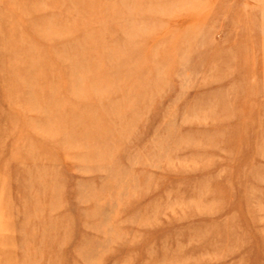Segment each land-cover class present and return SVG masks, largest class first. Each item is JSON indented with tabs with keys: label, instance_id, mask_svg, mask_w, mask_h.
Segmentation results:
<instances>
[{
	"label": "rangeland",
	"instance_id": "rangeland-1",
	"mask_svg": "<svg viewBox=\"0 0 264 264\" xmlns=\"http://www.w3.org/2000/svg\"><path fill=\"white\" fill-rule=\"evenodd\" d=\"M0 264H264V0H0Z\"/></svg>",
	"mask_w": 264,
	"mask_h": 264
}]
</instances>
